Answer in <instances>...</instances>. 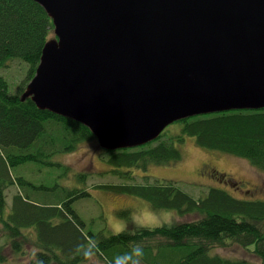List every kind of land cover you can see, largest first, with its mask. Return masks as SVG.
I'll return each instance as SVG.
<instances>
[{"label":"trees","instance_id":"trees-1","mask_svg":"<svg viewBox=\"0 0 264 264\" xmlns=\"http://www.w3.org/2000/svg\"><path fill=\"white\" fill-rule=\"evenodd\" d=\"M53 37L52 19L40 4L0 0V264H21V256L31 257L28 264H264V200L237 198L219 187H210L204 196L195 198L172 183L93 184L98 189L140 196L155 209L196 215L189 221L129 226L105 234L84 231L83 220L73 207L74 200L89 194L85 174H77L83 188L68 189L64 197L61 192L56 199L47 194L39 202L21 192L24 184L31 183L12 171L16 166L35 162L50 169L48 176H54L53 169L62 165L54 156L83 141H97L80 122L39 109L30 97L22 99L43 46ZM13 62L19 67L15 78L10 71L5 73ZM19 71H24L22 77ZM176 122L181 123L177 142L192 136L200 146L246 159L264 174V107L199 114ZM101 156L112 166L110 173L131 179V168L173 163L182 151L172 138L162 139L161 133L137 147L103 149ZM61 167L65 171L68 166ZM55 186L33 187L50 191ZM6 245L20 256L5 257L1 251ZM231 245L252 251L260 261L211 252Z\"/></svg>","mask_w":264,"mask_h":264},{"label":"water","instance_id":"water-1","mask_svg":"<svg viewBox=\"0 0 264 264\" xmlns=\"http://www.w3.org/2000/svg\"><path fill=\"white\" fill-rule=\"evenodd\" d=\"M56 38L27 97L106 150L175 121L264 107V0H34Z\"/></svg>","mask_w":264,"mask_h":264},{"label":"rangeland","instance_id":"rangeland-1","mask_svg":"<svg viewBox=\"0 0 264 264\" xmlns=\"http://www.w3.org/2000/svg\"><path fill=\"white\" fill-rule=\"evenodd\" d=\"M55 34H54V37ZM51 38V39H53ZM49 39V40H51ZM6 71L11 72L12 77H16V70L19 68L15 64ZM23 72L19 71L20 76ZM20 76L15 80L18 81ZM181 123L173 122L162 131V139H173L174 145H178L182 151V156L176 162L148 164L145 167L131 168L133 178H121L119 175L110 173L112 166L102 159V151L96 140L83 141L73 150L57 154L54 161L67 165L64 171L61 166L53 169L54 176H48V168H44L35 162L24 163L16 166L12 171L22 174L29 184L22 186V193L28 194L36 201H42L44 195H51L57 198L59 192L61 196H66L67 190L71 188H83V184L78 181V173L86 175L85 185L90 187L89 194L74 200L73 207L83 220L84 231L118 233L129 226L157 227L169 225L176 221H189L196 218L195 214L182 215L173 209H155L153 204L137 195L126 193H115L104 189L92 187L93 184L115 183V184H166L172 183L175 187L192 195L195 198L204 196L210 187H219L232 196L247 200H264V174L259 173L246 159L238 158L224 152L208 149L200 146L194 137L186 135L182 142L175 140V135L179 134ZM161 135V134H160ZM203 163H210L223 173H228L235 179L245 182V188H252L259 185L260 190L255 194H242V188H236L230 184L226 185L218 175L200 176L199 169ZM226 173V174H227ZM55 186L53 190L46 191L33 186ZM15 188H12V191ZM15 191V190H14ZM13 191V192H14ZM11 190L8 192V202L11 199ZM167 213L169 219L164 220ZM1 227V224H0ZM24 232V230H23ZM253 249V245L249 246ZM2 254L7 258H16L19 253L11 251L10 246L2 249ZM224 257L246 258L259 262L260 260L248 249L240 248L236 245L227 247H216L211 250ZM22 258L21 264H28L30 256ZM100 264V261L94 264Z\"/></svg>","mask_w":264,"mask_h":264},{"label":"flooded vegetation","instance_id":"flooded-vegetation-1","mask_svg":"<svg viewBox=\"0 0 264 264\" xmlns=\"http://www.w3.org/2000/svg\"><path fill=\"white\" fill-rule=\"evenodd\" d=\"M204 171V174H203ZM199 174H203V176H221L222 182H225L226 185L230 184L231 186H235L237 188H242L245 185V182L242 183L240 180L235 179L233 176L229 175L228 173L224 175H221L219 173H217L215 166H213L212 164H206L203 163V165H201L200 169H199ZM242 190V194H252L251 192H255V191H259L260 187L259 185H254L252 186L251 189H241ZM251 191V192H250Z\"/></svg>","mask_w":264,"mask_h":264},{"label":"clouds","instance_id":"clouds-1","mask_svg":"<svg viewBox=\"0 0 264 264\" xmlns=\"http://www.w3.org/2000/svg\"><path fill=\"white\" fill-rule=\"evenodd\" d=\"M169 219V216L167 213L164 214V220L167 221ZM156 226H161L159 223Z\"/></svg>","mask_w":264,"mask_h":264}]
</instances>
